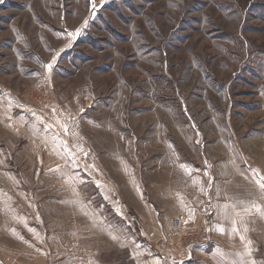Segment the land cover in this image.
Listing matches in <instances>:
<instances>
[{
	"label": "rangeland",
	"instance_id": "1",
	"mask_svg": "<svg viewBox=\"0 0 264 264\" xmlns=\"http://www.w3.org/2000/svg\"><path fill=\"white\" fill-rule=\"evenodd\" d=\"M164 256L264 264V0H0V264Z\"/></svg>",
	"mask_w": 264,
	"mask_h": 264
},
{
	"label": "crops",
	"instance_id": "2",
	"mask_svg": "<svg viewBox=\"0 0 264 264\" xmlns=\"http://www.w3.org/2000/svg\"><path fill=\"white\" fill-rule=\"evenodd\" d=\"M164 257H166V256H164ZM171 257L170 256H168V257H166L165 259H162V263L164 262L165 264H174L173 262H175L174 260H172V259H170ZM156 261L155 260H153V259H151V264H153V263H155ZM148 264V263H147ZM150 264V263H149Z\"/></svg>",
	"mask_w": 264,
	"mask_h": 264
},
{
	"label": "snow or ice",
	"instance_id": "3",
	"mask_svg": "<svg viewBox=\"0 0 264 264\" xmlns=\"http://www.w3.org/2000/svg\"><path fill=\"white\" fill-rule=\"evenodd\" d=\"M49 67H50V65H49ZM219 230H220V231H223V228H220Z\"/></svg>",
	"mask_w": 264,
	"mask_h": 264
}]
</instances>
